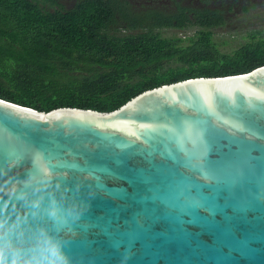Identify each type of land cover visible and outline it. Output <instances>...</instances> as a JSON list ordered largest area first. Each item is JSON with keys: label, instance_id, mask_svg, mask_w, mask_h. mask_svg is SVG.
<instances>
[{"label": "water", "instance_id": "95a60500", "mask_svg": "<svg viewBox=\"0 0 264 264\" xmlns=\"http://www.w3.org/2000/svg\"><path fill=\"white\" fill-rule=\"evenodd\" d=\"M23 193L42 215L52 198L85 209L63 235L73 264H264V66L110 113L0 98L2 245L32 222Z\"/></svg>", "mask_w": 264, "mask_h": 264}, {"label": "trees", "instance_id": "16d2710c", "mask_svg": "<svg viewBox=\"0 0 264 264\" xmlns=\"http://www.w3.org/2000/svg\"><path fill=\"white\" fill-rule=\"evenodd\" d=\"M116 1L66 10L58 0H0V98L43 113H110L164 85L264 66V36L222 50L213 33L226 24L221 9L172 0L134 17L124 6L117 12ZM164 29L196 30L166 37Z\"/></svg>", "mask_w": 264, "mask_h": 264}, {"label": "clouds", "instance_id": "9594fccd", "mask_svg": "<svg viewBox=\"0 0 264 264\" xmlns=\"http://www.w3.org/2000/svg\"><path fill=\"white\" fill-rule=\"evenodd\" d=\"M49 181L51 174H47ZM43 187H50V183H41ZM40 188H36L38 193ZM30 207L35 209L32 222H21L17 225V243L14 246L0 244V264H73L68 241L63 235L73 230L74 225L81 219L85 209L79 203L61 207L52 198L51 208L41 214L39 211L42 197L28 201V194L21 197ZM2 227V225H0Z\"/></svg>", "mask_w": 264, "mask_h": 264}, {"label": "rangeland", "instance_id": "374dc122", "mask_svg": "<svg viewBox=\"0 0 264 264\" xmlns=\"http://www.w3.org/2000/svg\"><path fill=\"white\" fill-rule=\"evenodd\" d=\"M218 2L222 5L218 3L212 5L211 0H182L186 6L217 7L224 11L226 24L213 29L214 37L221 44L223 51L232 52L239 48L249 41L250 34L264 36V0H237L235 4L231 0H218ZM229 2L234 6H228ZM195 30L181 32L176 29H164L161 33L166 37H180L190 36L195 33Z\"/></svg>", "mask_w": 264, "mask_h": 264}, {"label": "flooded vegetation", "instance_id": "af4514ba", "mask_svg": "<svg viewBox=\"0 0 264 264\" xmlns=\"http://www.w3.org/2000/svg\"><path fill=\"white\" fill-rule=\"evenodd\" d=\"M81 1L82 0H58L57 7H61V8L64 7L66 10H71L72 8L75 7V5L78 2H81ZM172 2H173L172 0H167V1H164V0L162 1L160 0H118L116 1L117 3L116 11L121 12L122 7L124 6V11L126 13L130 12L134 17H136V16L144 15L145 12L150 11L154 6H159L163 4L170 5L172 4ZM231 2L235 4L237 3V0H231ZM215 3L219 4L218 0H211L212 5ZM234 4L231 5L229 2L228 6H234ZM219 5H222V3H220ZM214 8H217V7H214ZM218 9H221V8H218ZM109 28L111 29L113 27L109 26ZM122 32H127V31L123 30Z\"/></svg>", "mask_w": 264, "mask_h": 264}]
</instances>
